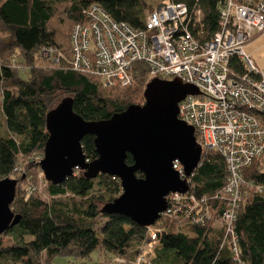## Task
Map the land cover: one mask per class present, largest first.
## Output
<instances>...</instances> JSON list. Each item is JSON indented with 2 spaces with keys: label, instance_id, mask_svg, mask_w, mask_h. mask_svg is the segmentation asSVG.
Masks as SVG:
<instances>
[{
  "label": "trees",
  "instance_id": "obj_1",
  "mask_svg": "<svg viewBox=\"0 0 264 264\" xmlns=\"http://www.w3.org/2000/svg\"><path fill=\"white\" fill-rule=\"evenodd\" d=\"M161 1L0 0V180L18 179L11 207L22 216L0 236V264H54L60 256L92 261L97 252L104 256L97 264H135L147 227L102 211L122 194L118 177L101 173L90 178L82 170L61 184L44 177L48 200L30 193L25 185L36 181L40 161L31 159L44 153L47 115L64 97L73 98L74 111L86 120L108 119L131 104L145 102L148 66L144 61L135 63L136 82L129 87L106 85L97 75L72 67V32L77 24L88 22L85 9L96 2L116 20L144 27L146 17ZM174 1L201 10L202 20L192 31L204 42L223 28L222 12L230 0ZM233 17L234 13L230 23ZM50 48L62 54L58 62L43 55ZM231 63L237 74L246 72L242 59L235 56ZM82 144L90 160L98 157L94 135H87ZM262 160L264 156L256 158L244 170L243 197L234 230L227 233L222 219L229 204L222 194L229 176L227 163L218 152L204 154L189 178V193L200 207L191 216L185 211L161 216L155 223L162 229L157 233L155 255L145 264H264ZM127 162H134L130 154ZM204 212L208 214L194 220ZM218 219L220 226L215 225Z\"/></svg>",
  "mask_w": 264,
  "mask_h": 264
},
{
  "label": "built area",
  "instance_id": "obj_2",
  "mask_svg": "<svg viewBox=\"0 0 264 264\" xmlns=\"http://www.w3.org/2000/svg\"><path fill=\"white\" fill-rule=\"evenodd\" d=\"M85 13L88 22L77 24L72 32L74 69L97 75L106 85L129 87L136 82L135 63L144 61L148 82L179 78L198 88V94H189L179 103V118L195 127L202 156L215 151L227 163L229 176L222 194L229 204L222 219L227 233L233 232L246 182L244 170L264 156V67L257 66L244 50L248 40L264 32V1L230 0L222 12L223 28L204 42L192 31L202 20L201 10L174 0H162L148 14L144 27L116 20L96 2L89 4ZM43 55L56 62L62 57L53 48L44 50ZM235 56L244 61V74H237L232 67ZM174 168L185 177L179 161L174 162ZM41 176L45 177L42 169ZM259 188L264 190L263 185ZM200 205L189 191L171 193L162 215L176 216L181 211L195 215ZM161 231L156 224L147 227L135 264L150 263Z\"/></svg>",
  "mask_w": 264,
  "mask_h": 264
},
{
  "label": "water",
  "instance_id": "obj_3",
  "mask_svg": "<svg viewBox=\"0 0 264 264\" xmlns=\"http://www.w3.org/2000/svg\"><path fill=\"white\" fill-rule=\"evenodd\" d=\"M199 90L181 79L154 78L146 84L145 102L131 104L108 119L86 120L65 97L49 111V134L40 167L47 181L61 184L77 170L95 178L101 173L118 177L122 194L102 211L119 214L141 226L154 225L167 210L171 193H187L189 178L202 160L195 127L179 118V103ZM94 135L98 157L90 160L82 141ZM134 162H127L128 155ZM179 161L185 176L174 168ZM138 173L142 174L139 175ZM17 178L0 180V236L22 216L12 210Z\"/></svg>",
  "mask_w": 264,
  "mask_h": 264
},
{
  "label": "rangeland",
  "instance_id": "obj_4",
  "mask_svg": "<svg viewBox=\"0 0 264 264\" xmlns=\"http://www.w3.org/2000/svg\"><path fill=\"white\" fill-rule=\"evenodd\" d=\"M86 1H93V0H86ZM255 39H252V41L254 42V43L252 42L253 43L252 46L249 47L248 45L245 44L244 50L247 55H249L252 59H255L258 65L262 67L264 66V32H262ZM250 48H254V53L251 52ZM47 63H48L47 61L44 62L45 65H47ZM43 157H44V153L43 154L37 153L33 155V158L31 160L41 161ZM262 161L264 163V160ZM34 173H35L36 181L34 182V184H29V185L26 184L25 188H27V190H29L30 193H36L38 195H41L44 199L48 200L50 198L48 193V183L42 179L41 169L40 168L37 169V171H35ZM215 225H219V226L222 225L221 219H218L215 222ZM103 260H104V256H102L99 252H97L93 254L92 261H87L85 263L77 261L76 259L70 257L60 256L54 260V264H97L98 262H102ZM116 263L117 262H114L112 264H116Z\"/></svg>",
  "mask_w": 264,
  "mask_h": 264
},
{
  "label": "crops",
  "instance_id": "obj_5",
  "mask_svg": "<svg viewBox=\"0 0 264 264\" xmlns=\"http://www.w3.org/2000/svg\"><path fill=\"white\" fill-rule=\"evenodd\" d=\"M258 36H259V35H257V36H255V37L251 38V39L248 40L245 44L248 45L249 47L252 46V44L254 43V42L252 41V39H255V38L258 37ZM255 41H256V39H255ZM252 42H253V43H252ZM250 50H251V52L254 53V48H250ZM253 60L255 61V63L257 64V66H259L258 63L256 62V60H255V59H253ZM259 67H260V66H259ZM262 67H264V66H262ZM80 262L85 263V262H87V261H80Z\"/></svg>",
  "mask_w": 264,
  "mask_h": 264
}]
</instances>
